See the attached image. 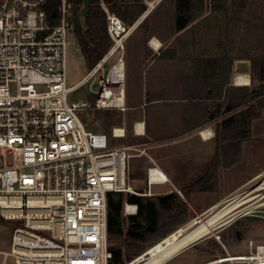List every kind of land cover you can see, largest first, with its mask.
I'll use <instances>...</instances> for the list:
<instances>
[{
  "label": "built area",
  "instance_id": "1",
  "mask_svg": "<svg viewBox=\"0 0 264 264\" xmlns=\"http://www.w3.org/2000/svg\"><path fill=\"white\" fill-rule=\"evenodd\" d=\"M47 2L0 0V214L18 223L9 250L2 253L15 264H109L108 194L134 192L128 183L130 146L111 145L112 137L125 135L121 128L111 136L89 129L78 112L84 103L70 101L69 94L89 82L96 109L127 107L125 52L131 27L101 0L112 44L84 78L68 86L74 3L60 0L50 15ZM146 2L152 10L156 0ZM115 55L108 71L97 77ZM168 181L153 163L148 188L137 193L153 195L154 184ZM232 202L227 219L264 220V170ZM137 211V203L125 201L126 214ZM247 242L250 253L220 260L264 264V239Z\"/></svg>",
  "mask_w": 264,
  "mask_h": 264
},
{
  "label": "trees",
  "instance_id": "2",
  "mask_svg": "<svg viewBox=\"0 0 264 264\" xmlns=\"http://www.w3.org/2000/svg\"><path fill=\"white\" fill-rule=\"evenodd\" d=\"M103 1L109 11L128 26L147 9L143 0ZM171 1L173 33H184L190 25L194 31L200 25L212 32L218 41L219 53L205 61L207 66L203 71L194 74V81L201 83L202 90L196 88L191 92L193 98L218 99L223 109L216 129L219 146L214 159L215 170L218 165L233 163L239 153V144L251 136L252 122L261 114L264 103V0ZM59 2L48 0L45 7L50 15L57 10ZM72 2L78 6L74 32L91 70L112 44L107 30V13L101 0H91L86 19L88 28L84 30L79 22L82 1ZM146 22L147 17L142 23ZM211 26H217L218 33H214ZM238 59L250 60L255 86L230 84L233 64ZM216 116L217 112L210 114L211 118ZM125 201L137 203L136 214H124ZM107 204L108 243L112 252L109 264H125L188 219L187 201L175 190L157 195L112 191L108 194ZM3 220L6 219L0 215V221Z\"/></svg>",
  "mask_w": 264,
  "mask_h": 264
},
{
  "label": "rangeland",
  "instance_id": "3",
  "mask_svg": "<svg viewBox=\"0 0 264 264\" xmlns=\"http://www.w3.org/2000/svg\"><path fill=\"white\" fill-rule=\"evenodd\" d=\"M145 4H148L146 0H143ZM171 0H156L154 6V13L150 16L145 23L144 27L147 29V34H156L160 39H171L176 33H173L172 27V12L173 4ZM77 5H74L72 11V28L68 34V45H67V85L72 86L84 78L90 71L81 47L79 45L77 36L74 32V21L77 16L76 11ZM80 17V14H79ZM193 25V24H192ZM132 26V25H131ZM143 26V25H142ZM211 30L214 33H218L219 28L211 26ZM191 25L189 30L181 33L177 36V39H192L194 51L204 52L207 54H218V41L214 34L207 32L205 26L197 25L194 31H192ZM261 36V35H260ZM262 38V36H261ZM257 39H255L256 41ZM117 55L109 58L104 64L103 68L98 72L97 77H99L103 72H107L112 63L116 60ZM250 64V69L248 73L251 78V63L250 60L241 59ZM241 71H236L234 64L230 74V84L233 86H255L256 82L250 84H236L235 80ZM93 80V79H92ZM97 79H94V83ZM14 89V88H13ZM132 93L131 95H134ZM128 93L127 96H131ZM92 98V101L90 99ZM128 99V98H127ZM69 100L76 103H84L83 106L79 107L78 112L83 121L87 124V127L95 131H103L111 134L115 127H122L125 124L128 126V134L125 139H113L111 142L112 146H130V158L128 160V183L134 192L125 191L124 193H136L140 191H145L147 186V169L154 161L152 155H154V150H161L162 154H167L170 152H175V149H165V153L162 149L153 148L152 145L139 142L135 138L134 131L132 130L131 122L134 119L143 117V109H130L127 107L125 109L120 108H103L96 109L94 107V102L96 100V95L91 91L90 83H86L81 87H77L75 90L70 92ZM86 103V104H85ZM261 108V114L258 118L254 119L251 126V136L241 142L239 153L237 158L230 165H218L215 170H213L215 154L218 149L217 140V126L219 120L222 118L223 109L220 108L219 104L216 106L217 116L210 121L207 126H210L213 130H207L211 133V138L207 140L206 145H202L200 152L196 148L195 140H187L185 148V159L189 160L191 163L186 164V167L190 172H185L180 174L182 176V182L186 184L185 187H177L178 190L169 186L168 184H154L152 192L154 194H164L169 192V189L180 191L179 194L182 198L187 201L189 211L188 219L185 223L177 226L172 230L167 236L174 233L183 226L186 228H191L202 218L208 217L211 213L217 209L232 202L237 191L241 189L245 184H247L256 174L264 170V103ZM176 110H182L176 109ZM212 110V109H211ZM204 110L201 114V119L199 121H206V116ZM215 112V113H216ZM144 118V117H143ZM147 118L149 126L151 129L154 127L155 116L152 113V109H147ZM196 118V117H195ZM133 124V123H132ZM187 128V127H186ZM206 127H202L205 130ZM134 135V136H133ZM133 141L134 143H131ZM182 166V165H181ZM192 170V171H191ZM198 180V181H197ZM171 190V191H172ZM214 207L208 210L209 207ZM125 215V203L123 207ZM1 215V214H0ZM18 223L11 220L0 221V264H15L12 257H6L2 251L9 250L12 234L14 227ZM243 232V235L249 234L253 229H264V220L250 218L245 221H240L237 226H229V233L237 234L236 229ZM220 230V227L214 231L216 233ZM250 230V232H249ZM235 232V233H234ZM165 236L164 238H166ZM237 236V235H236ZM223 237V236H222ZM164 238L157 241L155 244L147 247L143 252L137 254L132 260L126 262L125 264H136L144 256H148L147 252L154 247L156 244L161 242ZM264 239V234L261 237ZM229 251L232 254L236 253H247L249 249L245 245L244 241L234 240L233 238H228Z\"/></svg>",
  "mask_w": 264,
  "mask_h": 264
},
{
  "label": "crops",
  "instance_id": "4",
  "mask_svg": "<svg viewBox=\"0 0 264 264\" xmlns=\"http://www.w3.org/2000/svg\"><path fill=\"white\" fill-rule=\"evenodd\" d=\"M154 9H146L130 26L131 32L126 41L125 52L126 103L128 100L130 109H143L144 118H136L131 122L137 141L152 145L153 148H163L162 151L175 149V152H170L168 155L156 149L152 158L153 163H156L168 176L169 181L161 184H168L178 190L177 187L186 186L180 174L190 172L186 164L191 162L186 160L184 155L186 141L195 140L196 148L200 152L202 145H206L207 140L211 138L212 132H207L206 129L213 130L207 125L213 120L210 114L216 112L215 105L219 100L193 98L191 92L196 88L202 90L201 83L194 81V74L203 71L207 66L205 61L217 54L194 51L192 39H177L183 31L177 32L171 39H160L154 33L147 34L148 30L142 22L146 17L147 20L150 18ZM240 61L242 60L238 59L234 62L236 71L238 67H244ZM241 72L250 78L248 71ZM250 81L245 84H250ZM127 89L130 95L135 94L128 97ZM180 108L182 110H176ZM147 109H152L155 116L153 129L149 126ZM203 110L206 121L202 122L199 119ZM127 125L115 127L123 129L125 135L112 137L111 140L125 139L128 134ZM202 127L206 128L200 131ZM117 131L121 130L117 129ZM109 135L111 136L112 132ZM171 190L169 189V192ZM213 207L214 205L208 210ZM247 219L250 218L231 221L222 225L223 227L220 226V230L216 233L212 232L213 234L210 233L194 241L161 264H243L220 259L228 255L248 254L252 250L247 242L249 239L263 240L261 238L264 234L263 228L253 229L252 232L249 230L250 233L245 236L240 228L235 230L237 234L227 232L229 226L235 227L237 223ZM228 238L244 241L249 252L232 254L229 251Z\"/></svg>",
  "mask_w": 264,
  "mask_h": 264
},
{
  "label": "bare ground",
  "instance_id": "5",
  "mask_svg": "<svg viewBox=\"0 0 264 264\" xmlns=\"http://www.w3.org/2000/svg\"><path fill=\"white\" fill-rule=\"evenodd\" d=\"M239 84L249 83L248 75H238L236 78ZM235 207V203L231 202L213 213L208 217L202 218L197 224L191 228L181 227L174 233L164 238L161 242L152 247L148 252V256H144L136 264H161L168 258L178 253L183 247L190 242L196 241L205 235L214 232L218 227L227 222V214ZM227 219V220H226ZM223 227V226H222ZM213 234V233H212ZM133 264V263H132Z\"/></svg>",
  "mask_w": 264,
  "mask_h": 264
},
{
  "label": "water",
  "instance_id": "6",
  "mask_svg": "<svg viewBox=\"0 0 264 264\" xmlns=\"http://www.w3.org/2000/svg\"><path fill=\"white\" fill-rule=\"evenodd\" d=\"M81 1H82V10H81V13H80L79 22H80L81 26L84 28V30H87L88 27L86 25V19H87V15H88V12H89V6H90V1L91 0H81ZM240 63L244 67H242V68H239L238 67L237 69L239 71H249L250 66H249V63L248 62H246V61H240ZM231 221H232V218L228 219L226 223L231 222ZM193 242H190L188 245L192 244ZM187 246H185V247H187ZM185 247H183L182 249H184Z\"/></svg>",
  "mask_w": 264,
  "mask_h": 264
}]
</instances>
